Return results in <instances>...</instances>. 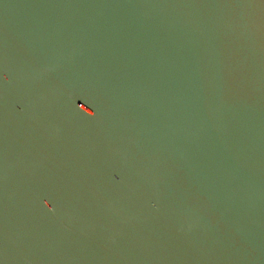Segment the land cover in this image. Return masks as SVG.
Listing matches in <instances>:
<instances>
[{
    "label": "water",
    "instance_id": "95a60500",
    "mask_svg": "<svg viewBox=\"0 0 264 264\" xmlns=\"http://www.w3.org/2000/svg\"><path fill=\"white\" fill-rule=\"evenodd\" d=\"M0 69V264H264V0H0Z\"/></svg>",
    "mask_w": 264,
    "mask_h": 264
},
{
    "label": "snow or ice",
    "instance_id": "6c2138e0",
    "mask_svg": "<svg viewBox=\"0 0 264 264\" xmlns=\"http://www.w3.org/2000/svg\"><path fill=\"white\" fill-rule=\"evenodd\" d=\"M5 73H6L5 70L0 69V81H5L4 78H3ZM43 202H44V204L51 205L50 201H48L47 199H45ZM152 206L155 207V204L153 203Z\"/></svg>",
    "mask_w": 264,
    "mask_h": 264
},
{
    "label": "clouds",
    "instance_id": "9594fccd",
    "mask_svg": "<svg viewBox=\"0 0 264 264\" xmlns=\"http://www.w3.org/2000/svg\"><path fill=\"white\" fill-rule=\"evenodd\" d=\"M46 207H49V209L51 208L50 206H48L47 204H45Z\"/></svg>",
    "mask_w": 264,
    "mask_h": 264
}]
</instances>
